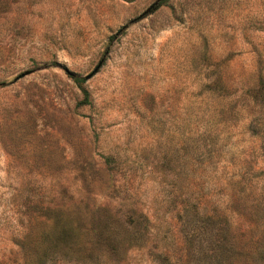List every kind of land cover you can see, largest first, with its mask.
<instances>
[{
    "label": "rangeland",
    "instance_id": "374dc122",
    "mask_svg": "<svg viewBox=\"0 0 264 264\" xmlns=\"http://www.w3.org/2000/svg\"><path fill=\"white\" fill-rule=\"evenodd\" d=\"M0 264H264V0H0Z\"/></svg>",
    "mask_w": 264,
    "mask_h": 264
},
{
    "label": "trees",
    "instance_id": "16d2710c",
    "mask_svg": "<svg viewBox=\"0 0 264 264\" xmlns=\"http://www.w3.org/2000/svg\"><path fill=\"white\" fill-rule=\"evenodd\" d=\"M76 81H78L79 83L81 82V80L80 79H76ZM82 92H83V102H88L89 100V94H88V92H87V90H85V89H82Z\"/></svg>",
    "mask_w": 264,
    "mask_h": 264
}]
</instances>
